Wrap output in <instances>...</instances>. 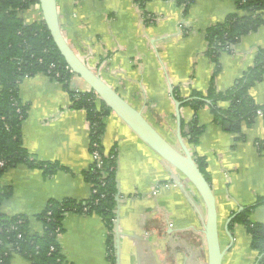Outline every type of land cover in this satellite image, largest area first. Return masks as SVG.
<instances>
[{
    "label": "crops",
    "instance_id": "1",
    "mask_svg": "<svg viewBox=\"0 0 264 264\" xmlns=\"http://www.w3.org/2000/svg\"><path fill=\"white\" fill-rule=\"evenodd\" d=\"M57 1L63 33L74 51L177 148L176 102L181 103L186 123L182 136L194 158L205 159L216 197L221 247L227 249L223 264H256L258 253L246 227L232 226L233 219L231 239L225 231L228 220L249 207H254L250 219L264 224V118L243 122L236 133L231 125L225 129L228 122L224 126L216 122L209 106L196 113L186 103L194 91L206 95L216 63L220 72L215 88L219 93L232 89L264 50V26L244 36L216 62L206 54L205 32L238 12L234 0H196L186 17L175 0ZM40 17L37 8L24 14L28 23ZM73 83L80 91H90L78 77ZM249 95L264 105V76ZM20 97L29 105L23 126L25 149L62 169L50 177L26 165L8 170L0 183L13 193L1 212L29 217L32 232L42 233L35 217L50 200L91 198V186L84 178L94 161L90 127L85 111L73 109L70 94L44 74L24 79ZM217 105L227 110L230 103ZM194 118L203 131L196 145L184 136ZM102 144L106 154L112 150L117 154L116 264H207L205 207L194 187L113 112ZM63 225L59 242L68 262L110 264L106 227L97 214L70 212ZM12 263L32 264L17 255Z\"/></svg>",
    "mask_w": 264,
    "mask_h": 264
},
{
    "label": "trees",
    "instance_id": "2",
    "mask_svg": "<svg viewBox=\"0 0 264 264\" xmlns=\"http://www.w3.org/2000/svg\"><path fill=\"white\" fill-rule=\"evenodd\" d=\"M183 8L184 16L189 13L196 0H175ZM237 13L229 15L225 21L212 26L205 32L208 42L206 54L217 62L224 52L232 51L244 36L257 32L264 26V0H234ZM38 0H0V181L2 176L18 165L41 170L45 176H53L62 168L52 162H43L31 156L23 145V126L28 118L29 105L20 97V85L24 79L44 74L60 83L70 94L72 108L86 113L91 154L99 152L102 164L94 161L84 173L91 186L88 201L65 199L50 200L45 210L36 215L42 224L43 232L34 233L30 228L29 217L8 216L1 212L2 204L12 196V188L0 183V264H13L14 257L20 256L32 264H71L62 253L59 236L64 231V217L73 212L97 214L106 227L108 260L116 264L114 225L116 219L118 183L117 154L114 150L106 154L103 138L111 109L93 92L76 91L72 87L75 75L61 56L42 17L32 23L26 22V11L37 8ZM220 72L216 63L214 79ZM264 76V50L255 58L254 66L239 82L226 93H219L214 79L205 94L194 91L192 99L186 103L196 113L209 106L216 122L224 126L230 123L231 131L240 132L243 122L252 124L263 113L264 105L257 104L249 95V89L261 82ZM219 101H228L227 110L218 107ZM186 123L182 120V131ZM202 127L197 118L189 124V133L184 134L189 143H199ZM198 167L210 183L206 172V162L195 157ZM3 163V166H1ZM254 207L238 214L231 225L243 224L251 236L252 249L258 253L256 264H264V224L250 219ZM230 225V227H231Z\"/></svg>",
    "mask_w": 264,
    "mask_h": 264
},
{
    "label": "water",
    "instance_id": "3",
    "mask_svg": "<svg viewBox=\"0 0 264 264\" xmlns=\"http://www.w3.org/2000/svg\"><path fill=\"white\" fill-rule=\"evenodd\" d=\"M40 14L61 56L72 73L82 79L125 125L155 154L177 170L196 190L205 207L203 234L207 247V264H223L227 249H222L216 197L211 184L201 172L196 159L182 136V117L180 102H176L177 137L180 148L162 135L158 129L144 116L143 112L110 86L99 73L85 63L66 39L61 23L57 0H38ZM76 88V84H72ZM226 129L230 124L226 123ZM236 215L231 217L229 225ZM230 235V234H229ZM232 238V236L230 235Z\"/></svg>",
    "mask_w": 264,
    "mask_h": 264
},
{
    "label": "built area",
    "instance_id": "4",
    "mask_svg": "<svg viewBox=\"0 0 264 264\" xmlns=\"http://www.w3.org/2000/svg\"><path fill=\"white\" fill-rule=\"evenodd\" d=\"M37 9L38 10H40V7H39V5H37ZM72 72V71H71ZM75 77H77V76H75ZM76 91H80V90H78L77 88H76ZM258 117H260V118H263V113H261V112H259L258 113ZM92 157H93V160H94V162L96 163V164H98V165H101L102 164V155L99 153V152H94V153H92ZM1 166H3V163H1ZM153 193L154 194H157L158 193V189H155L154 191H153Z\"/></svg>",
    "mask_w": 264,
    "mask_h": 264
},
{
    "label": "rangeland",
    "instance_id": "5",
    "mask_svg": "<svg viewBox=\"0 0 264 264\" xmlns=\"http://www.w3.org/2000/svg\"><path fill=\"white\" fill-rule=\"evenodd\" d=\"M227 127H226V125H225V129H226ZM169 138V137H168ZM170 140L172 141V138H170ZM225 234L231 239V237H230V235H229V233L227 232V231H225ZM225 237V235H223V238Z\"/></svg>",
    "mask_w": 264,
    "mask_h": 264
}]
</instances>
